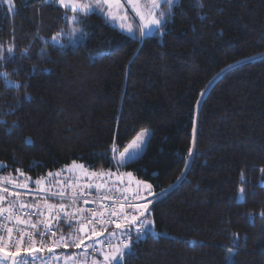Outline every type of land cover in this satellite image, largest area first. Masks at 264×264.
Returning <instances> with one entry per match:
<instances>
[{"label":"trees","instance_id":"obj_1","mask_svg":"<svg viewBox=\"0 0 264 264\" xmlns=\"http://www.w3.org/2000/svg\"><path fill=\"white\" fill-rule=\"evenodd\" d=\"M202 2L180 0L163 35L141 38L100 11L0 0V45L15 49L0 71L27 85L0 77V172L117 169L118 151L153 130L124 169L167 194L124 264H227L229 249L235 264H264V0ZM71 27L79 42L51 43Z\"/></svg>","mask_w":264,"mask_h":264},{"label":"snow or ice","instance_id":"obj_2","mask_svg":"<svg viewBox=\"0 0 264 264\" xmlns=\"http://www.w3.org/2000/svg\"><path fill=\"white\" fill-rule=\"evenodd\" d=\"M8 4L12 3V0H7ZM46 2H53V0H46ZM55 2L59 3L62 7L68 9L70 8L73 12H81L84 15L89 14V12L93 11L94 9H98L104 5H110L113 2L119 3V0H55ZM130 3L133 4V11L136 13V16L138 17L139 23L136 26V31L139 32V35L141 38L152 35L154 32H158L159 34L163 35L165 32V29L167 27V24L169 20L171 19L173 13V9L175 7H178L180 4V0H129ZM143 3V7H138L137 5ZM197 4L200 8H203V2L202 0H197ZM163 5V6H162ZM109 15H111V12H109ZM122 19H126V17H122ZM72 23H78V21L75 20V17L72 18ZM121 28H125V24L121 23ZM126 30L129 32H133V27L131 24H128L126 27ZM70 35L73 39H75L77 36L83 35V29L82 28H76L73 27L69 33H65L64 29H61L60 31L56 32L54 35L50 37L51 43L55 45H61V40L64 35ZM63 47V45H61ZM8 53L9 58H12L14 55V46L9 45L6 49L3 45H0V63L3 62L4 59V52ZM27 50H24L22 55H26ZM41 55H44V49L41 50ZM35 71V69H33ZM0 77H3V80L5 84H12L16 89H19L20 87H27V85H20L19 83H16L15 81H11L9 77V73L7 71H0ZM203 95V93H201ZM25 96L27 99H30L31 97L28 96L27 93H25ZM0 123H6V121H0ZM150 133L147 132V130H142L139 132L136 137L133 139V141L127 146V148L124 149L123 152L119 153V157L117 158V165L123 166L128 163L129 160H134L135 157L139 154V152L142 150L141 145L144 143V139L146 136H149ZM26 143L31 144V139H27ZM131 150V151H129ZM113 151L115 152L116 149L114 148ZM188 157H192V152L189 150ZM75 164V162H73ZM190 165L186 162L185 169ZM79 167H83L80 165ZM19 171V170H17ZM23 175V173H20ZM129 177L132 176V173H127ZM37 184H40V181H36ZM137 185H143V188L148 191V193L152 194V188L153 185L148 183L147 181L143 180H137ZM24 187H27L24 185ZM3 191H8V189H3ZM167 190H163L160 195H166ZM14 196H19L20 193H12ZM53 195L64 197L66 193L63 191L53 193ZM83 193H75L73 195H69L68 199L72 201V204L75 205L76 200L78 197L83 196ZM90 195V193H89ZM141 199H144L141 197ZM239 202H245L244 197V189L241 187L239 189V196L237 197ZM5 200L4 196H0V203H2ZM83 203L86 205L89 203V200L84 199ZM151 203V201H148L146 203L142 204H132L130 207H132L135 210L134 214H127V213H120L118 214L115 211H112L109 215L110 217H118V219H109L104 220L103 211H96L92 213V216L88 218L86 221L81 220V227L74 230L72 234H70L68 237L61 236L59 244H63L64 247L69 246V241H71L72 245L75 248H81L82 246L85 247V252H87L88 247H93V245L85 246V239H96V242L100 245L99 248L96 250L101 253L103 256V261H98L95 256H93L92 260L89 262L87 257H84L81 261V264H124V257L125 254H131L132 251V244H133V229L134 234L136 237V240H139L141 236H143L147 231H154L155 227V221L151 218V212L149 210L148 204ZM25 207H28L27 205L20 203L19 208L22 210ZM32 207H36L33 205ZM49 208H57L59 212L65 211V205L63 203L56 205H48ZM121 208H123V205H121ZM85 209H78V212L83 214ZM91 211V210H88ZM5 212L8 213V219H15L16 224H26L29 223V221L21 219L19 216L13 217V206L11 203H9V206L7 208L0 207V215H3ZM99 218V219H97ZM251 219V217H250ZM99 224L101 225V228L99 231H97L96 227L93 226L90 230H88V225L90 224ZM107 224H114L115 228L120 230V235H117V232L113 231L109 235L110 237H115V240L109 239L107 242L100 241L99 237L104 235V232L107 231V227L104 225ZM152 227H149V226ZM31 227L33 229L37 228V224H31ZM47 227V226H46ZM7 234L9 236V239H11V235L13 232V228H7L6 229ZM87 231V235L80 236L78 235L79 232H85ZM47 234V233H45ZM54 235V234H53ZM2 239V238H0ZM23 236L20 237V240L16 242L15 245V251H9L5 246H0V264H8L9 261H11V264H23V261L17 262L15 259L20 255L21 248L19 246L20 241H22ZM30 243L33 245L32 248L29 249V252L32 251H42L43 249H35V241L31 240V235L29 236ZM233 245L238 244V234L233 233ZM59 246V245H57ZM107 248L105 251L104 248ZM49 252H53V248L48 249ZM51 259L55 260L58 259L57 257H52ZM71 259L74 260L75 257H68L66 258V264L67 260ZM227 264H235L234 254L231 252V249H229V256L226 257Z\"/></svg>","mask_w":264,"mask_h":264},{"label":"rangeland","instance_id":"obj_3","mask_svg":"<svg viewBox=\"0 0 264 264\" xmlns=\"http://www.w3.org/2000/svg\"><path fill=\"white\" fill-rule=\"evenodd\" d=\"M53 2H55V0H53ZM6 3L8 4L7 0H6ZM8 5L12 8L13 0H12V3ZM137 6L143 7V3ZM94 11H100L104 13L109 18V20L112 21V23L115 26H117L118 28H120L121 30L129 34H133L135 32L136 24L139 23L138 17L136 16V13L133 11V4L130 3L129 0H119V3L113 2L110 5H104L98 9H94L91 12H94ZM109 12H111V15H109ZM122 17H126V19H122ZM121 23L125 24V28H121ZM128 24L132 25L133 32H129L126 30V27ZM72 28L73 27H71L70 30ZM70 30L69 31L65 30V33H69ZM79 40H80V36H77L75 39H73L70 35L66 34L62 37L61 43L66 42V43L72 44V43L79 42ZM142 130H147V132L150 133V135L145 137L144 143L141 145L142 150L139 152V154L135 157L134 160L138 159L145 152L148 141L153 133L152 128L145 127V128L140 129L136 133V135ZM136 135L129 141L127 146L133 141ZM127 146L125 148H127ZM124 149L118 151L115 157L117 169L91 168L82 162L74 161L75 164H73V162L70 164H66L63 167L49 171L46 175L38 177V178H33L32 176H29L23 172H19L17 174H12V175L3 174L2 172H0V183L2 184L9 183L11 185L20 184L23 187L24 185H26L27 187H24L25 189H29V190H32L38 193L36 197H29V196H21V197L18 196L17 197V196L12 195V193H14L13 191H10V190L3 191V189L0 187V196L5 197L7 206L9 205V203L11 204L23 203L27 206L32 207L33 205H35L36 207L47 208L48 210L51 211L52 208H49L48 205L58 206L59 204L63 203L65 205V209L67 210V212H73V213L75 212V213L81 214L78 212V209H82L81 200H76L75 205H73L72 201L69 200L68 197L53 196V193L63 191L64 193H66L67 196L73 195L75 193H83L86 196V195H89L90 193V196L96 195V197L103 196V197L109 198L113 194L121 195L124 189V185H125L127 189V193L129 194L128 196L130 197L131 200L134 201V198L132 197L138 195L144 198V199H141L142 200L140 201L141 203L147 202L146 199L148 197L150 198L155 195L153 193L154 191L153 188H152V194L150 195L148 191H146L143 188V185H137L136 183L137 180H143V181H147V180L141 179L138 176H136L132 171H128L124 169L125 165H127L128 163L134 160H129L128 163L123 166L117 165V158L119 157V153L123 152ZM4 165H5L4 162H0V169ZM80 165H82L83 167H79ZM129 172L132 173L131 177L126 175ZM20 173H23V175H21ZM37 180L40 181V184L36 183ZM147 182L152 184L149 181ZM15 206H19V205H13V208ZM128 208H129L130 214H132L130 205ZM14 215H17L21 217V219H24V220L31 219L30 217L21 216L16 213H13V216ZM80 221L81 220H77V224L82 226ZM90 226L91 225H88V230H90L93 227V226L91 227ZM149 227H152V226L150 225ZM5 229H6L5 227L0 226L1 232H5L4 231ZM96 229L97 231H99L100 228H96ZM146 233L141 237H145ZM86 235H87V231H85L84 234L81 236L86 237ZM100 237H99V240H100ZM95 243H96L95 238L85 239V246L94 245ZM61 247H64V246H61ZM93 247H88L87 252H85V247L82 246L81 248L78 249V251L71 253V255L69 256V257H75V259L74 260L69 259V260H71V262H74V261L81 262L84 257H87L88 261H91L93 256H95V258L98 261L102 262L103 261L102 255H92L90 253ZM7 250L13 251L12 249H9V248H7ZM80 255H82V257ZM21 260L23 261V264L30 263L29 262L30 258L26 254L19 257L17 259V262ZM42 262L43 264L49 263L47 258L44 256L42 257ZM8 264H10V262H8Z\"/></svg>","mask_w":264,"mask_h":264},{"label":"crops","instance_id":"obj_4","mask_svg":"<svg viewBox=\"0 0 264 264\" xmlns=\"http://www.w3.org/2000/svg\"><path fill=\"white\" fill-rule=\"evenodd\" d=\"M0 187L2 189H8L10 191H13L14 193L18 192L20 193V197L21 196H29V197H36L38 195L37 192L35 191H32V190H29V189H25L22 185L20 184H17V185H11V184H2L0 183ZM117 194H113L111 195V197L115 196ZM53 196H56V195H53ZM86 196H90V195H86ZM59 197V196H57ZM64 197H68L67 195H65ZM85 197L84 196H80L77 198V200H81L82 201V209H85V204L83 203V198ZM90 197H94L96 199H99V198H107V197H103V196H99V197H96L95 196H90ZM132 197V196H131ZM141 197L142 196H134L132 198H134V201L130 204H142L140 201L141 200ZM7 202L4 200L2 203H0V207H3V208H7ZM146 203V202H144ZM13 205H19V204H12ZM149 207V205H148ZM150 208V207H149ZM103 211V215L104 216H110L109 214L112 212V211H115L117 212L118 214L122 213V208L121 207H118L114 210H107L105 208H102L101 209ZM53 213H58V214H62L64 216L65 219H63L62 221H60V223L58 224V231L56 234H46V235H42L41 234V222L39 219L37 218H31V219H25L27 221H29V223H26V224H16V221L15 219H8V213L5 212L3 215H0V226L1 227H5L6 229L7 228H13V232H12V235H11V239H9V236L7 234V231L6 229L4 230L5 232H1L0 231V245L1 246H6L7 248L9 249H12L13 251H15V245H16V242L18 240H20V237L23 236V239L22 241H20V248H21V252L22 254H26L29 258H30V263L29 264H43L42 262V257H46L47 260L49 261V255L52 253V252H49L48 249L49 248H53L54 251L59 247V246H63V244H59V241H60V237L59 236V231L61 232L62 229L66 228V230L64 231L65 233H67L64 237H68L70 234H72L74 232V230L80 228L81 226L77 224V220H82V219H79V217L83 216L85 211L83 212V214H78V213H73V212H67V210L65 209L64 212H59L56 209L52 208L51 210ZM131 213H135V210L131 207ZM17 215H14L13 217H15ZM22 216V215H21ZM37 224V228L33 229L31 227V224ZM92 226V225H91ZM90 226V227H91ZM99 227L96 226V228H101V225H98ZM105 227H107V231L104 232V235H102V237H100V240L101 239H104V238H114V237H110V233L115 231L117 232V229L115 228V225L114 224H107V225H104ZM100 230V229H99ZM69 234V235H68ZM84 232H79L78 235H83ZM31 235V240L32 241H35V249H43L42 251H32V252H29V249L33 247V245L30 243V239H29V236ZM63 236V235H62ZM98 243L96 242L93 246L97 245ZM59 245V246H57ZM67 248V251H68V256L67 258L71 255V253L73 252H76L78 251V248H75L71 241H69V246L66 247ZM53 251V252H54ZM106 251V250H105ZM90 253L92 255H101V253H98V254H94L92 252V250L90 251ZM23 256V255H22ZM82 257V255H80ZM68 264H81V262H71V260H67ZM90 262V261H89ZM50 264H52L50 261H49ZM48 263V264H49ZM26 264V263H24Z\"/></svg>","mask_w":264,"mask_h":264},{"label":"built area","instance_id":"obj_5","mask_svg":"<svg viewBox=\"0 0 264 264\" xmlns=\"http://www.w3.org/2000/svg\"><path fill=\"white\" fill-rule=\"evenodd\" d=\"M122 195V196H121ZM121 195H115L113 197H109V198H99L96 199L94 197H90V196H85L83 198L89 200V203L85 205V213L83 216L80 217V219L83 220H87L88 218H90L92 216L93 212L96 211H102V208H105L107 210H114L118 207H121V205H123L122 208V212L123 213H127L130 214L129 212V205L133 202V200L130 199V197L128 196L129 194L127 193V189L126 186L124 185V189L123 192L121 193ZM163 195L160 194H155L154 196L147 198L146 201H154L158 198H160ZM91 210V211H88ZM13 213L22 215V216H26V217H30V218H37L40 220L41 222V234L42 235H46L47 234H56L58 231V224L60 223V221H62L64 218V216L62 214H58V213H53L50 210L46 209V208H42V207H25L24 209H20L19 206H15L13 208ZM104 216V215H103ZM99 219V218H97ZM109 219H118V217H110V216H104V220H109ZM92 226H98L99 224H90ZM47 226V227H46ZM133 234H134V229H133ZM117 235H120V230L117 229ZM109 239L115 240L116 238H104L101 239L100 241H105L107 242ZM100 245L97 244L96 246L93 247L92 252L94 254H98L100 253L99 251H97L96 249L99 248ZM104 249H107L106 247ZM68 256V251L66 248H59L56 249L54 252H52L49 255V261L52 264H66V258ZM52 257H57L58 259H51ZM68 264V262H67Z\"/></svg>","mask_w":264,"mask_h":264},{"label":"water","instance_id":"obj_6","mask_svg":"<svg viewBox=\"0 0 264 264\" xmlns=\"http://www.w3.org/2000/svg\"><path fill=\"white\" fill-rule=\"evenodd\" d=\"M22 256V253H20V255L18 256V257H16L15 259L17 260L19 257H21ZM10 262V264H11V261H9Z\"/></svg>","mask_w":264,"mask_h":264},{"label":"bare ground","instance_id":"obj_7","mask_svg":"<svg viewBox=\"0 0 264 264\" xmlns=\"http://www.w3.org/2000/svg\"><path fill=\"white\" fill-rule=\"evenodd\" d=\"M149 198V197H148ZM47 209V208H46ZM96 246V245H95ZM60 248H65V247H60ZM104 250H107V249H104Z\"/></svg>","mask_w":264,"mask_h":264}]
</instances>
